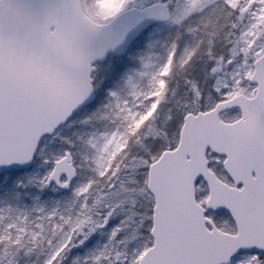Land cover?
<instances>
[{
    "label": "snow or ice",
    "instance_id": "6c2138e0",
    "mask_svg": "<svg viewBox=\"0 0 264 264\" xmlns=\"http://www.w3.org/2000/svg\"><path fill=\"white\" fill-rule=\"evenodd\" d=\"M0 264H264V0H0Z\"/></svg>",
    "mask_w": 264,
    "mask_h": 264
}]
</instances>
